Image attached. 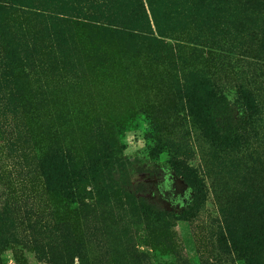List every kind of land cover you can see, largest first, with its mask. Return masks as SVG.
<instances>
[{
    "label": "rangeland",
    "instance_id": "374dc122",
    "mask_svg": "<svg viewBox=\"0 0 264 264\" xmlns=\"http://www.w3.org/2000/svg\"><path fill=\"white\" fill-rule=\"evenodd\" d=\"M138 1L160 33L152 21L139 30L127 22ZM220 19L192 0H27L0 13L1 264L57 259L56 230L39 259L33 242L54 217L78 247L69 264H246L229 231L247 229L232 210L244 179L264 187V67L254 82L252 58ZM190 73L222 96L237 147L212 146L183 108ZM240 86L253 91L252 112L243 111ZM149 104L169 108L151 139ZM58 149L85 169L75 199L45 188L39 165ZM173 155L206 187L189 219L174 217L193 192Z\"/></svg>",
    "mask_w": 264,
    "mask_h": 264
},
{
    "label": "trees",
    "instance_id": "16d2710c",
    "mask_svg": "<svg viewBox=\"0 0 264 264\" xmlns=\"http://www.w3.org/2000/svg\"><path fill=\"white\" fill-rule=\"evenodd\" d=\"M200 4V7L208 6L211 16H220L221 28L225 29L229 34L238 41L237 46L242 50L243 55L252 58L251 65L254 71L251 77L254 82L264 73L257 74L264 67V0H192ZM27 0H0V13L8 9H15L16 6H24ZM142 4L136 2L132 10V19L127 22L138 24L139 30L144 27H151V21L157 32H161L156 16L152 11L151 20L142 12ZM146 21L148 24H146ZM131 29V28H128ZM142 31V30H140ZM131 36V34H128ZM188 89L186 93L185 104L183 108L187 110L188 115L195 124L200 125L201 133L212 146L227 149L231 144L233 147L239 145L238 136L227 129L228 114L227 106L222 96L216 94L210 79L202 73H190L187 80ZM241 87V96L244 102L242 106L244 112H252L257 109L258 104L253 97V91ZM168 107H164L161 111L157 107L148 105L145 113L146 116V136L151 139L154 132L159 131L157 128V117L166 116ZM252 110V111H251ZM173 170L179 175L182 180L191 188L193 194L192 199L187 207L179 215H174L175 218L189 219L194 217L199 211L201 204L206 198V187L203 178L198 174L196 168L186 164L177 155H173L170 160ZM40 169L45 181V188L48 192L57 196L68 197L71 199L77 198L82 190V183L86 178L84 167L78 168L73 161L70 153L63 149H58L50 155L44 154ZM90 170V168H89ZM94 175L96 173L91 170ZM97 182L96 175L91 176ZM244 189L237 195L234 203L233 211L237 215L238 220L247 222V229H242L237 233L233 229L229 231L231 244L235 249H239L244 254L246 264H264V187H260L263 183H259L257 178H245ZM253 183L255 185H253ZM258 186V187H255ZM257 189V194L254 193ZM55 197V198H56ZM59 198V197H58ZM166 215L168 213L156 211V216ZM169 215L172 216V213ZM52 221V216L49 218ZM234 218L230 220V222ZM48 220V219H47ZM236 220V216H235ZM54 221L58 224H50L45 221L42 230L36 234H40L41 238H34V249L36 255L41 258V246L43 239L48 237L49 229L56 230L57 239L60 241L62 248L57 250V259H50V264H69L72 262L71 252L77 251L78 247H74L73 235L64 218L60 220L54 217ZM51 225V226H50ZM35 235V230H34ZM69 245L70 248H67ZM64 248H67V253L61 256ZM2 241L0 238V255ZM53 256V255H52ZM67 256V260L65 258ZM51 258V257H50ZM70 260V261H68ZM1 264V257H0Z\"/></svg>",
    "mask_w": 264,
    "mask_h": 264
}]
</instances>
